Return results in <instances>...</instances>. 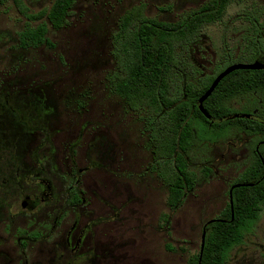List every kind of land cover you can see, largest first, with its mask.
<instances>
[{
  "label": "rangeland",
  "instance_id": "rangeland-1",
  "mask_svg": "<svg viewBox=\"0 0 264 264\" xmlns=\"http://www.w3.org/2000/svg\"><path fill=\"white\" fill-rule=\"evenodd\" d=\"M23 1L31 13L54 2ZM210 1L77 0L63 28L48 26L53 46L28 49L20 32L44 19L31 22L12 0L0 2V264L55 257L53 264H186L199 250L205 225L225 211L232 185L251 165L256 137L193 121L186 159L197 183L172 210L168 186L152 169L144 112L130 110L109 78L113 37L129 12L179 23ZM252 9L250 1L234 3L187 46L181 58L198 79L255 62L251 24L241 14ZM26 192L42 200L32 214L19 206ZM226 264H264V209Z\"/></svg>",
  "mask_w": 264,
  "mask_h": 264
},
{
  "label": "trees",
  "instance_id": "trees-1",
  "mask_svg": "<svg viewBox=\"0 0 264 264\" xmlns=\"http://www.w3.org/2000/svg\"><path fill=\"white\" fill-rule=\"evenodd\" d=\"M4 1L0 0L1 3ZM12 1L29 21L44 19L36 26L27 24L20 32L19 44L24 49L53 46L47 37L48 26L55 30L63 28L77 2L54 0L50 9L31 13L23 0ZM248 1L252 2L253 9L241 14L253 31L249 37L251 59L260 60L264 57V7L255 0H211L179 23L148 18L143 10L135 9L123 17L113 37L116 70L109 78L111 91L125 100L130 110L144 112V128L153 145L152 169L168 186L167 203L172 210L183 204L186 194L197 183V176L190 170L186 159L194 140L193 121L198 120L218 133L234 127L264 136V123L235 119L233 116L237 111L229 107L233 99L259 95V99L252 103H263L260 118L264 120V70H238L224 78L204 102L210 115L208 119L198 104L218 74L198 79L199 70L181 58L187 46L200 37L205 27L220 22L234 3ZM240 113L250 115L251 107L245 106ZM256 139L264 142V137ZM260 152L262 158L255 152L241 181L236 182L252 183L253 186L233 190L234 219L229 201L221 216L205 225L207 237L201 263L200 245L186 264H226L231 250L244 242L246 234L260 219L264 209V143ZM165 220L167 222L168 217Z\"/></svg>",
  "mask_w": 264,
  "mask_h": 264
},
{
  "label": "flooded vegetation",
  "instance_id": "flooded-vegetation-1",
  "mask_svg": "<svg viewBox=\"0 0 264 264\" xmlns=\"http://www.w3.org/2000/svg\"><path fill=\"white\" fill-rule=\"evenodd\" d=\"M256 61L264 62V57L262 59L256 60ZM221 73H219V74H221ZM214 75H209V76H214ZM218 75H216V78H217ZM233 100H235V99H233ZM232 101H230L229 107H231L233 110L237 111V114H235L233 116L235 119H247V120L255 122V123H264V120L262 118H260V109L263 108V103L262 102H260V103H249V104H246V105L244 104L242 107L240 106L239 108H236V107L231 105ZM245 106H250L251 107L252 113L250 115L249 114H245V113H240V112H242V110L244 109ZM243 115H248L250 117H243ZM230 130L242 131V132L248 133V134H250V135H252L254 137H264L263 135L251 134V133H249L247 131H243L241 129L234 128V127L231 128ZM262 143H264V142H257V146H256L255 151H254V154L256 152L261 158H262V155H261L260 150H261ZM18 201L20 202V203L19 202L18 203H19V206L21 207V210L23 212L30 213V214L38 211L40 205L42 204V200L36 198L35 195L32 194L31 192L30 193L26 192V194L22 198H19ZM75 201H80V199H77V197H75ZM34 236H35V234H34ZM22 244L25 245L26 244L25 241ZM56 258L57 257H55V259H51L52 264H53L54 260L55 261L57 260Z\"/></svg>",
  "mask_w": 264,
  "mask_h": 264
},
{
  "label": "water",
  "instance_id": "water-1",
  "mask_svg": "<svg viewBox=\"0 0 264 264\" xmlns=\"http://www.w3.org/2000/svg\"><path fill=\"white\" fill-rule=\"evenodd\" d=\"M238 70L261 71V70H264V62L255 61V62H252V63H237V64H233V65L227 67L221 74H219L217 76V78L214 80V82L212 83V85L209 88V90L200 99L199 104H198L200 111L205 115L206 118L210 119V115L207 113V111L204 108V102L214 93V91L216 90V88L218 87V85L221 83V81L224 78H226L228 75H230L231 73H233L235 71H238ZM243 117H250V116L243 115ZM240 186H253V184L252 183H249V184H237V185H234L231 188L229 194H230V205H231V208H232V218L233 219H234L233 190L235 188L240 187ZM206 237H207V229H206V226H205L203 234H202V241H201L200 263H201V260H202L203 250H204L205 244H206Z\"/></svg>",
  "mask_w": 264,
  "mask_h": 264
}]
</instances>
